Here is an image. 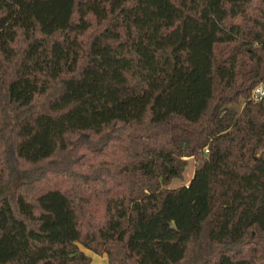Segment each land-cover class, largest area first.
<instances>
[{"label": "trees", "instance_id": "1", "mask_svg": "<svg viewBox=\"0 0 264 264\" xmlns=\"http://www.w3.org/2000/svg\"><path fill=\"white\" fill-rule=\"evenodd\" d=\"M257 83L264 0H0V264H264Z\"/></svg>", "mask_w": 264, "mask_h": 264}, {"label": "rangeland", "instance_id": "2", "mask_svg": "<svg viewBox=\"0 0 264 264\" xmlns=\"http://www.w3.org/2000/svg\"><path fill=\"white\" fill-rule=\"evenodd\" d=\"M193 159L191 157H187L186 158V164H185V167H184V170L182 172V175L181 177L179 178H173L168 186H175V185H178V184H181V183H186L192 173V169H193ZM84 252H86L87 254H89L92 259L90 261V264H106V258L104 257L105 254L104 253H101V254H95L93 252H91L90 250L88 249H83Z\"/></svg>", "mask_w": 264, "mask_h": 264}, {"label": "built area", "instance_id": "3", "mask_svg": "<svg viewBox=\"0 0 264 264\" xmlns=\"http://www.w3.org/2000/svg\"><path fill=\"white\" fill-rule=\"evenodd\" d=\"M253 100H263L264 99V85L262 83H257L251 90V95ZM206 151V148H204Z\"/></svg>", "mask_w": 264, "mask_h": 264}, {"label": "crops", "instance_id": "4", "mask_svg": "<svg viewBox=\"0 0 264 264\" xmlns=\"http://www.w3.org/2000/svg\"><path fill=\"white\" fill-rule=\"evenodd\" d=\"M94 255H95V253H94ZM105 257V256H104ZM106 258V257H105ZM91 259H92V257L90 256V261H91ZM89 264H90V262H89Z\"/></svg>", "mask_w": 264, "mask_h": 264}, {"label": "water", "instance_id": "5", "mask_svg": "<svg viewBox=\"0 0 264 264\" xmlns=\"http://www.w3.org/2000/svg\"><path fill=\"white\" fill-rule=\"evenodd\" d=\"M263 105H264V101H263Z\"/></svg>", "mask_w": 264, "mask_h": 264}]
</instances>
